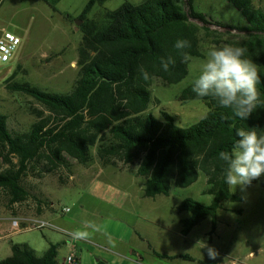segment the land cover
Returning a JSON list of instances; mask_svg holds the SVG:
<instances>
[{
    "label": "rangeland",
    "instance_id": "rangeland-1",
    "mask_svg": "<svg viewBox=\"0 0 264 264\" xmlns=\"http://www.w3.org/2000/svg\"><path fill=\"white\" fill-rule=\"evenodd\" d=\"M144 1L96 0L81 18L88 0H1L0 34L10 32L21 39L12 61L0 65V115L5 117L8 131L26 132L39 116L48 115L34 99L16 91L15 85L68 94L77 79L84 30L91 26L101 30L108 24L109 13L125 3L137 6ZM251 1L264 11V0ZM194 9L206 21L207 31L192 22L199 30L200 56L189 58L188 74L180 83L166 86L158 79L152 81L151 104L146 111L157 119H161V111L169 113L180 128L198 122L207 107L197 101L180 103L179 94L197 78L211 48L235 45L242 39L228 28L245 26L240 13L224 0H195ZM257 69L264 75V67ZM95 151L91 149L86 165L66 159L64 167L46 173L44 159L29 165L20 180L28 194L23 201L12 203L10 194L0 189V261L11 255L15 245L27 246L37 258L50 245H57V264H67L73 250L79 264H197L180 258L163 259L151 254V249L206 264H264V189L258 184L229 190L242 201L223 205L213 234L211 218L206 217L184 238L180 221L190 214L178 213L176 206L185 199L205 206L212 201L211 196L202 194L206 187L202 173L188 188L173 189L168 196L144 198L141 178L108 174L128 170L116 160L111 165L102 164ZM9 159L12 165L16 163ZM9 167L0 158V172ZM36 221L46 226L32 228ZM198 242L213 247L216 258L210 259L207 248Z\"/></svg>",
    "mask_w": 264,
    "mask_h": 264
},
{
    "label": "trees",
    "instance_id": "trees-1",
    "mask_svg": "<svg viewBox=\"0 0 264 264\" xmlns=\"http://www.w3.org/2000/svg\"><path fill=\"white\" fill-rule=\"evenodd\" d=\"M194 1L145 0L137 6L125 3L107 15L108 24L103 29H85L78 49L77 79L66 95L46 93L28 84L15 85L16 91L34 99L48 115L39 116L26 132L19 134L9 132L5 117L0 115V158L10 165L0 172V189L10 194L12 203L28 197L20 180L29 165L44 159L48 165L45 173L64 167L66 159L86 165L91 149L96 148V157L102 164L119 161L128 173L144 181L145 198L168 196L173 189L188 188L202 173L206 183L202 194L211 196L212 201L205 206L185 199L176 207L178 213L190 214L180 221L181 234L187 236L206 217L211 218L210 234L215 232L223 205L242 201L229 192L225 164L218 159V153L230 150L238 128L255 127L258 133H264V106L254 110L249 119L241 120L231 109L220 107L216 99L197 96L191 83L181 91L178 101L206 105L207 112L198 122L180 128L169 113L161 111V119L146 113L153 80L175 85L188 74L189 59L184 61L173 46L175 41L189 40L191 47L183 53L189 58L200 56L199 30L192 22L207 30L205 17L195 11ZM224 1L245 22L243 27L228 28L242 36L235 46L246 47L247 58L257 67H264V11L255 8L251 0ZM95 3L88 0L81 18ZM168 57L175 63L164 72L160 62ZM141 65L152 79H142L138 70ZM260 76L257 87L264 100V75ZM9 158L16 163L12 165ZM255 184L264 189V177L249 186ZM56 249L57 245H50L37 258L27 246L15 245L10 257L0 264H57ZM180 258L195 261L188 256Z\"/></svg>",
    "mask_w": 264,
    "mask_h": 264
},
{
    "label": "clouds",
    "instance_id": "clouds-1",
    "mask_svg": "<svg viewBox=\"0 0 264 264\" xmlns=\"http://www.w3.org/2000/svg\"><path fill=\"white\" fill-rule=\"evenodd\" d=\"M173 46L183 55L184 61L189 59L183 53L184 49L191 47L189 40L177 39ZM247 52L246 47L232 44L211 48L192 87L197 96L216 99L220 107L231 109L233 115L241 120L249 119L254 110L264 106L257 87L261 83V76L256 64L247 58ZM174 63L172 57L162 58L160 67L168 72ZM138 70L143 80L153 78L143 65ZM236 137L230 150L218 153V159L225 164V182L230 191L237 186L243 189L264 177V133H258L255 127H241L236 129ZM198 243L207 248L210 259L216 258L213 247L204 242Z\"/></svg>",
    "mask_w": 264,
    "mask_h": 264
},
{
    "label": "built area",
    "instance_id": "built-area-1",
    "mask_svg": "<svg viewBox=\"0 0 264 264\" xmlns=\"http://www.w3.org/2000/svg\"><path fill=\"white\" fill-rule=\"evenodd\" d=\"M21 45V39L10 33V32H3L0 34V65L8 64L12 61L17 52L18 48ZM68 209L66 210V212ZM14 226H17V223H14ZM46 224L43 221H36L32 228L38 229L45 227ZM67 264H79L78 257L76 252L73 250L72 253L66 259Z\"/></svg>",
    "mask_w": 264,
    "mask_h": 264
},
{
    "label": "crops",
    "instance_id": "crops-1",
    "mask_svg": "<svg viewBox=\"0 0 264 264\" xmlns=\"http://www.w3.org/2000/svg\"><path fill=\"white\" fill-rule=\"evenodd\" d=\"M108 174H128V175H130V176H133V177H136V178H138L137 176H135V174H130V173H126V172H113V171H110ZM143 184H144V181H143ZM143 186V185H142ZM142 193H143V187H142ZM143 195V194H142ZM144 197V196H143ZM145 198V197H144ZM151 199V198H150ZM154 199V198H153ZM178 206V205H177ZM176 206V207H177ZM180 234H181V231H180ZM182 235V234H181ZM183 236V235H182ZM188 236V235H187ZM187 236H183L184 238H186ZM143 240V239H142ZM150 251V253L151 254H154V253H156V254H158V255H160V256H168V257H173V258H180V257H183L184 255H179V254H177V255H174V254H160V253H157V252H155L154 250H149ZM8 257H10V255H7V257L6 258H8ZM78 257V256H77ZM192 258V257H191ZM181 259V258H180ZM192 259H194V258H192ZM184 262H187V260H184V259H182ZM195 260V259H194ZM188 262H191V261H188ZM198 262H200V261H194L193 263H197V264H199ZM78 263H79V258H78ZM202 263H204V262H202ZM98 264V263H97ZM204 264H206V263H204Z\"/></svg>",
    "mask_w": 264,
    "mask_h": 264
}]
</instances>
